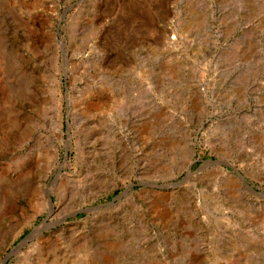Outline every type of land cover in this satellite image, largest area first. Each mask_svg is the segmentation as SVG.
<instances>
[{
	"label": "rangeland",
	"instance_id": "1",
	"mask_svg": "<svg viewBox=\"0 0 264 264\" xmlns=\"http://www.w3.org/2000/svg\"><path fill=\"white\" fill-rule=\"evenodd\" d=\"M44 224L6 264H264V0H0V264Z\"/></svg>",
	"mask_w": 264,
	"mask_h": 264
},
{
	"label": "water",
	"instance_id": "2",
	"mask_svg": "<svg viewBox=\"0 0 264 264\" xmlns=\"http://www.w3.org/2000/svg\"><path fill=\"white\" fill-rule=\"evenodd\" d=\"M207 163H219V164H227V165H230V166H231V167H232V168L238 173L240 179L244 182V184H245L247 187H249L251 190L255 191V190L249 185V182L247 181L246 177H245L242 173H240V172H239V171H238L233 165H231L230 163H228V162H226V161H224V160H220V159H217V160H206V164H207ZM206 164H202V165L200 166V168L204 167ZM190 168H191V166H189L187 176L184 177V178H183L180 182H178L177 184L181 183L182 181H184V180L189 176V174L191 173ZM119 197H120V195L114 197L112 201H110V202H108V203L100 204V205H98V206H96V207L108 206V205H110V204H113V203H114V200L118 199ZM51 207H52V202H51ZM37 227H38V226H37ZM35 229H36V228H35ZM35 229H34V230H35ZM34 230H33V232H34ZM33 232L30 233V234H28V235L24 238V240L20 241L16 246H14L9 252H7V253L5 254V256H4V258H3V261H2V264H6L7 261L11 259V257H12V256L14 255V253H15V250H16L18 247H21L22 244H23L24 242H26V240L30 239V238L32 237V235H33ZM8 264H10V262H9Z\"/></svg>",
	"mask_w": 264,
	"mask_h": 264
},
{
	"label": "bare ground",
	"instance_id": "3",
	"mask_svg": "<svg viewBox=\"0 0 264 264\" xmlns=\"http://www.w3.org/2000/svg\"><path fill=\"white\" fill-rule=\"evenodd\" d=\"M191 174V173H190ZM189 174V175H190ZM46 225L44 224V225H40V226H38V227H36V229L34 230V232H33V235L37 232V231H40V230H42V228H44ZM32 235V236H33ZM26 242H24L23 244H25ZM22 244V245H23ZM20 249V247H18L16 250H15V253L18 251Z\"/></svg>",
	"mask_w": 264,
	"mask_h": 264
}]
</instances>
